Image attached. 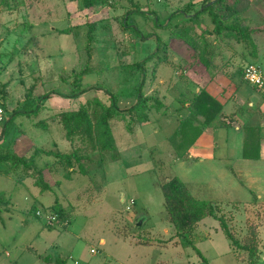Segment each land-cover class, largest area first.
Segmentation results:
<instances>
[{
  "label": "rangeland",
  "instance_id": "1",
  "mask_svg": "<svg viewBox=\"0 0 264 264\" xmlns=\"http://www.w3.org/2000/svg\"><path fill=\"white\" fill-rule=\"evenodd\" d=\"M211 1L216 0H109L85 7L82 0H0V84L7 85L1 96L7 119L0 123V153L11 148L31 159L41 147L56 152L78 150L85 166L82 173L75 165L76 172L67 178V170L50 169L53 156H34L51 186L46 191L22 166L7 176L0 171V264H56L45 260L46 256L60 257L65 264H249L252 259L254 264H264V202H251L248 184L236 196L242 204L228 208L216 204V213L225 217L237 242L257 243L254 256L237 242L232 244L212 215L194 225L191 231L196 236L191 232L182 239L176 233V246L170 242L174 230L160 187L170 176L187 182L199 199L225 200L235 195L220 165L178 159L176 147L184 144L176 145V84L188 88V94L200 92L201 79L191 76V71L203 77L205 43L216 40L219 45L210 57L221 56L224 67L233 65L226 77L237 76L241 84L255 89L243 76L246 62L253 60L244 54V45L235 38L219 37L208 10L197 13ZM240 2L226 0L214 11L225 21L240 19L244 17L243 8L237 12ZM250 4L247 8L260 0ZM137 6L146 14L127 16ZM262 7L259 12L249 11L245 20L264 25V0ZM180 9L187 14L168 17ZM157 15L161 26L154 23ZM129 18L145 35L158 34L162 44L160 55L145 64V79L136 64L156 52L157 42L125 27ZM92 23L96 24L88 41ZM63 29L70 33H62ZM260 46L263 52L264 41ZM240 57L245 59L239 61ZM258 62L264 72V60ZM214 69L216 76L220 69L216 73ZM142 81L143 96H151L147 102L155 104L158 99L163 105L147 110L149 120L144 123L130 122L129 113L111 120L116 150L101 152L81 137L66 136L58 120L62 112L82 105L92 108L96 99L109 104L110 92L120 108L130 107L137 102ZM37 107L32 117L16 113ZM223 151L217 148V160ZM7 164L1 161L0 169ZM224 188L230 195L223 194ZM260 194L264 201V192ZM131 200L134 204L128 207ZM56 207L64 217L55 214ZM51 215L56 220L50 222Z\"/></svg>",
  "mask_w": 264,
  "mask_h": 264
},
{
  "label": "trees",
  "instance_id": "2",
  "mask_svg": "<svg viewBox=\"0 0 264 264\" xmlns=\"http://www.w3.org/2000/svg\"><path fill=\"white\" fill-rule=\"evenodd\" d=\"M109 0H82L83 5L85 7H92L96 4L103 3ZM132 1V0H130ZM226 0H216L211 1L203 5L201 10L197 13H202L208 10L211 14L212 21L214 22V31L219 37H230L235 38L236 43L244 45L243 48L245 49L244 54L246 53L252 57L248 63L255 62V49L256 43L253 39V34L259 31L253 24H250L245 20V17L237 18V20L231 19L229 21H225L221 18L220 14L214 11L215 6L219 5L221 2H225ZM236 9V8H235ZM135 12L129 11L127 16L132 13L133 15H144L146 12L137 6L134 9ZM239 13V10L237 9ZM184 13L187 14L185 9H180L177 12H172L168 15V17H174L176 14ZM125 16L124 18L127 19ZM158 15L154 18L155 25L161 26V23L158 22ZM96 23L89 24V29L86 33L88 41L92 39V31L95 28ZM125 27H131L135 30V32L142 36L145 39L149 37H154L157 42V50L151 53L145 60L140 61L136 64V67L143 73V79L146 76V62L149 61L152 56H159L160 52L158 48L162 45L160 44L159 35L150 32L148 34H144L137 25H135V21L133 18H129L128 20L124 21ZM169 25H166L168 27ZM62 33L69 34V29L61 30ZM219 44L215 42H210L209 44L205 43V50L204 54L201 57L202 62L205 65L209 66L213 62V58L210 57L211 52L217 49ZM247 51V52H246ZM247 63V64H248ZM246 64V65H247ZM258 64V63H257ZM245 65V66H246ZM245 68V67H244ZM244 68H243V76H244ZM144 81L141 82L138 88V96L136 104L127 107V108H120L116 104V97L115 95L110 92V103L106 104L105 102L96 99L94 100V106L89 108L88 106L82 105L78 108L72 110H66L61 113L60 117L58 118L59 123L62 125L66 132V136L71 140L73 137L78 136L85 142L90 144L93 148H99L101 152L110 150H116V145L112 133L111 127V120L114 118L116 119H123L127 116V114H131L132 118H130V122L134 121L135 119H139L140 123L147 122L149 120L147 113L145 112L149 109H153V107H161L163 103L156 99L155 104L148 103L147 100L151 98L147 96H143L142 87ZM6 84L3 87L0 84V92L1 94H5ZM188 88H184L180 84H176V100L181 101V111L185 107L187 102L191 103L192 111L201 112L202 115L205 114V121L201 122L202 124L206 123L209 124L216 113H218L220 109V104L205 90H201L199 93L196 94H189L187 93ZM191 91V90H190ZM4 107L7 110L6 103L4 102ZM207 109V112H206ZM210 110V111H209ZM209 111V112H208ZM38 107L35 110H17L16 113L18 114H25L27 116H33L37 114ZM143 113V115L141 114ZM195 113V112H194ZM200 113V114H201ZM145 114V115H144ZM181 119V117H179ZM181 123L179 127L176 128V135H184L182 137V142L184 143L187 138V128H193L194 122H192V118L185 117L181 119ZM9 121V120H8ZM6 121V122H8ZM5 122V123H6ZM128 124V128H129ZM199 127V125H197ZM51 155L54 157V160L51 162L50 169L51 170H58V169H65L67 170V178H70V174L76 172L75 165L80 167V171L85 173V166H84V156L79 154L78 150H72L70 152H62V151H53L47 148H36L34 150V156H42V155ZM118 155L117 152L115 156ZM27 159L20 154L19 152L14 151L13 149L9 148L7 152L0 155V162L3 161L8 166L3 169L5 175H10L12 170L20 168L21 166L25 168L27 175L35 178L36 185L39 186L42 190L46 191L50 189V184L47 180H45L44 172L41 168H38L37 163L34 158ZM116 158V157H115ZM165 196V206L168 213V219L170 223L176 228V233L181 236L182 239H187L185 235L187 233H191L195 224H197L200 220L205 218L208 215H212L217 218L220 222V227L225 232L227 238L234 244L237 242L235 240L233 233L229 230V225L227 224L225 217L223 215H218L216 213V204L211 200H204L195 197L188 185L176 175L170 176L162 185L160 186ZM0 202L2 203L1 199ZM1 207V206H0ZM60 208L56 207L55 214L59 217H64V212H60ZM192 234V233H191ZM191 239V237H190ZM188 239V242L193 244L194 243ZM237 245L241 248L247 250L250 256H254L255 252L258 250L257 243L255 244H242L237 242ZM196 252L202 257L204 261H207V258L202 254L201 250L194 245ZM45 260L48 262L55 261L56 264H65L63 261L64 259L60 257H56V259L52 258V256L44 257ZM254 260L252 259L249 264H254Z\"/></svg>",
  "mask_w": 264,
  "mask_h": 264
},
{
  "label": "crops",
  "instance_id": "3",
  "mask_svg": "<svg viewBox=\"0 0 264 264\" xmlns=\"http://www.w3.org/2000/svg\"><path fill=\"white\" fill-rule=\"evenodd\" d=\"M241 2L243 4L238 7V10L240 11L243 8L244 17L249 14V11L259 12V9L262 10L263 8V0H260V4L248 8L246 4H250L252 0H241ZM245 11H247V14H245ZM253 25L258 29L260 28L259 31L253 34L256 43L255 62L259 64L258 60H264V50L263 52L260 50V42L264 41V25ZM243 50L245 51L244 48ZM224 55L228 58L227 53ZM220 58L221 56H217L213 58L214 62L209 66H204L203 73L201 72L204 74L203 77L194 70L191 71L196 75L191 76L194 78L200 77L199 83L202 82V85L197 84V91L205 90L208 92L220 104V109L209 124H202L201 122H206L205 114L202 115L200 111H192L190 102H187L183 111H181L182 103L176 100L177 122L181 123V119L188 117L192 118L194 124L193 128H187L186 131L189 134L187 133L184 143L182 142L184 135L177 136L178 142H176V145H184L183 148L176 147L175 153L180 160L187 157L196 162L209 160L210 164H218L223 170V176L230 178L231 185L229 187L234 190L235 195H230L231 191L228 188H224L225 193L223 194L233 197L225 200L219 198L204 200H211L217 204L222 203L227 208L235 203L242 204L241 199L236 196L242 194L245 190L244 184H248V188L253 195L251 202H264L260 200V197H262L260 192H264V189H259L264 184V179L261 177V174H264V94L257 89L241 84V78L237 76L234 79L226 77V75L232 73L233 65L228 62L229 66L224 67V62ZM240 58L239 61L245 59L244 57ZM219 63H221V66ZM209 68H211L210 71ZM213 68H215V73L220 69L216 76L213 74ZM219 146L224 150L221 153V160H217L216 155ZM4 153H0V155ZM0 171L4 174L3 168ZM185 183L188 185L187 182ZM250 184L255 188L251 187ZM256 190H259V195ZM205 218L198 223L201 224V221ZM172 229L174 230V238L170 242L176 246V228L172 225ZM198 229L200 230L201 226ZM166 232L169 233L170 229L167 228ZM196 233L192 232L194 236H196ZM191 239L194 238L191 237Z\"/></svg>",
  "mask_w": 264,
  "mask_h": 264
},
{
  "label": "built area",
  "instance_id": "4",
  "mask_svg": "<svg viewBox=\"0 0 264 264\" xmlns=\"http://www.w3.org/2000/svg\"><path fill=\"white\" fill-rule=\"evenodd\" d=\"M244 78L249 82L255 89L264 94V72L260 65L254 62L248 63L244 68ZM0 92V123H3L7 119L6 109L1 100ZM134 200L129 202L130 207ZM134 204V203H133ZM39 213V212H38ZM56 220L55 215H51L49 221ZM91 252H95V249H91Z\"/></svg>",
  "mask_w": 264,
  "mask_h": 264
},
{
  "label": "water",
  "instance_id": "5",
  "mask_svg": "<svg viewBox=\"0 0 264 264\" xmlns=\"http://www.w3.org/2000/svg\"><path fill=\"white\" fill-rule=\"evenodd\" d=\"M141 223H142V221L139 222V224H141Z\"/></svg>",
  "mask_w": 264,
  "mask_h": 264
}]
</instances>
